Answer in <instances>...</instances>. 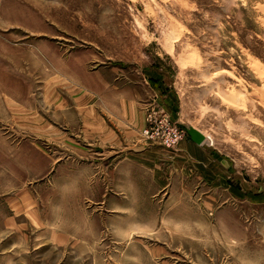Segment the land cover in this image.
<instances>
[{"label":"rangeland","instance_id":"rangeland-1","mask_svg":"<svg viewBox=\"0 0 264 264\" xmlns=\"http://www.w3.org/2000/svg\"><path fill=\"white\" fill-rule=\"evenodd\" d=\"M125 96L186 135L163 147L135 113L105 140L87 106L122 118ZM81 190L93 234L63 256L36 235L31 264H264V0H0V210L58 219Z\"/></svg>","mask_w":264,"mask_h":264},{"label":"crops","instance_id":"crops-1","mask_svg":"<svg viewBox=\"0 0 264 264\" xmlns=\"http://www.w3.org/2000/svg\"><path fill=\"white\" fill-rule=\"evenodd\" d=\"M103 86L104 87L99 90L111 91L113 88L110 81L104 83ZM88 89L92 91L94 89L97 90L96 88ZM104 101L106 102V100ZM103 105H107L103 107V112L97 108L99 106L93 105L87 107H89L88 118L90 119V125H93L96 130L100 129L97 132L103 134L105 140L113 136L111 129L112 124L107 120L108 118H115L119 122L123 121L128 125L132 123V120L135 121V116L133 115L136 113L140 119L141 124L139 126H142L141 130L146 127L147 113L145 110L144 112L139 111L135 100H132L128 96L119 99L117 105L119 108V115L122 118L118 116L117 112H115V114L113 113L111 107L108 106L110 104L103 103ZM139 126H137V129L140 128ZM192 142L196 144L193 140ZM183 144H188V142L185 141L182 145ZM93 165L87 164L84 167L87 173L82 175V171H80L81 176L78 169L81 168L80 165L79 167L69 163L63 165L68 168L67 172H65L66 181L71 182V184L74 183V185L70 187H75L77 176H80V181L85 183V186L82 187L90 188V182L93 181L91 171H94L95 168ZM139 168L142 171L145 166L141 164ZM70 192H72V194L68 197L66 205H60L59 211L62 213V216L58 219L56 217L50 218L49 215L46 216L44 213H41L39 210V203L33 201L29 196L25 199L23 198L22 202L18 201L19 203H16V199L13 198L12 203H8L6 209L3 207L2 210H0V237H10V239H0V264H31L33 260L37 262L45 260V262H47V257H42L44 251L42 244L40 245L39 243L35 245L31 243L36 235H50L52 237L50 239L52 242L51 244L60 252V256H63L64 246H69V244H71L70 246L72 247L81 242H86V237L93 234L92 227L90 228L89 225L92 218L90 219L87 213H84L82 217L76 214V212L84 208V200L86 197L83 194H85V191L81 190V195L75 194L76 192L73 193L74 191ZM25 194H28L27 189L25 190ZM84 222H87V224Z\"/></svg>","mask_w":264,"mask_h":264},{"label":"built area","instance_id":"built-area-1","mask_svg":"<svg viewBox=\"0 0 264 264\" xmlns=\"http://www.w3.org/2000/svg\"><path fill=\"white\" fill-rule=\"evenodd\" d=\"M143 135L148 140L171 149L180 143L186 131L176 124L169 113L164 111L163 114H159L152 110L148 114Z\"/></svg>","mask_w":264,"mask_h":264},{"label":"water","instance_id":"water-1","mask_svg":"<svg viewBox=\"0 0 264 264\" xmlns=\"http://www.w3.org/2000/svg\"><path fill=\"white\" fill-rule=\"evenodd\" d=\"M188 133L190 134L192 140L198 144H203L206 140L205 135L196 128H189Z\"/></svg>","mask_w":264,"mask_h":264},{"label":"bare ground","instance_id":"bare-ground-1","mask_svg":"<svg viewBox=\"0 0 264 264\" xmlns=\"http://www.w3.org/2000/svg\"><path fill=\"white\" fill-rule=\"evenodd\" d=\"M22 20V19H21ZM16 22V21H15Z\"/></svg>","mask_w":264,"mask_h":264}]
</instances>
